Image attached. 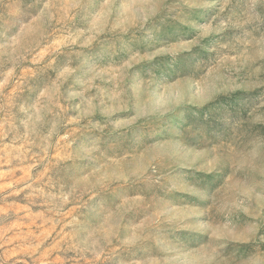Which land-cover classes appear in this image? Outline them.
Returning a JSON list of instances; mask_svg holds the SVG:
<instances>
[{"label":"rangeland","instance_id":"374dc122","mask_svg":"<svg viewBox=\"0 0 264 264\" xmlns=\"http://www.w3.org/2000/svg\"><path fill=\"white\" fill-rule=\"evenodd\" d=\"M0 264H264V0H0Z\"/></svg>","mask_w":264,"mask_h":264}]
</instances>
